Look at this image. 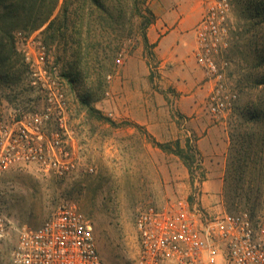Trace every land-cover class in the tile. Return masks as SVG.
Masks as SVG:
<instances>
[{"label":"rangeland","instance_id":"rangeland-1","mask_svg":"<svg viewBox=\"0 0 264 264\" xmlns=\"http://www.w3.org/2000/svg\"><path fill=\"white\" fill-rule=\"evenodd\" d=\"M205 1L147 0L154 44H145L140 21L88 19L82 0L74 1L64 38L48 41L45 26L17 35L16 54L0 70V115L17 110L32 118L45 108L46 82L60 83L76 166L65 177L35 164L5 170L0 205L11 229L0 240V264H8L16 242L12 227H38L69 204L90 223L110 264H134L138 213L176 199L264 225V0H230L228 46L213 54L221 78L198 63L194 31ZM230 95L236 98L226 111H213L217 98L229 102ZM256 114L261 121H252ZM235 121L248 138L240 146L232 141ZM249 127L258 133L253 164L237 152L249 151ZM177 140L187 155V142L198 150L190 169L154 144L174 150Z\"/></svg>","mask_w":264,"mask_h":264},{"label":"built area","instance_id":"built-area-1","mask_svg":"<svg viewBox=\"0 0 264 264\" xmlns=\"http://www.w3.org/2000/svg\"><path fill=\"white\" fill-rule=\"evenodd\" d=\"M205 5L194 31L198 63L221 78L213 54L228 46L226 21L231 1L206 0ZM42 92L45 108L32 118L17 110L0 115V180L17 163L38 165L58 177L75 169L63 87L50 79ZM226 97L216 99L213 111H226L236 98L230 95L228 102ZM53 119L55 129L50 127ZM12 228L16 242L8 264H110L98 251L90 223L74 205L60 206L38 227ZM10 229L0 205V240ZM135 229L138 251L134 264H264V225L254 223L247 214H214L186 198L176 199L141 210Z\"/></svg>","mask_w":264,"mask_h":264},{"label":"trees","instance_id":"trees-1","mask_svg":"<svg viewBox=\"0 0 264 264\" xmlns=\"http://www.w3.org/2000/svg\"><path fill=\"white\" fill-rule=\"evenodd\" d=\"M75 0H62L60 12L54 16L55 10L59 5L60 0H0V70L7 66L6 63L11 56L17 51V35L22 34L24 37L30 36L35 31L45 26L42 35L48 41L54 42L56 37H65L67 25L70 22V16L75 15L72 7ZM83 5L86 6L88 19L104 20H119L130 21L134 26V21H140L142 36L145 44H148L146 30L154 24L155 15L151 8L147 6V0H82ZM84 9V7H83ZM94 17V18H93ZM115 18V19H114ZM132 26V27H133ZM133 29V28H132ZM132 31V30H131ZM115 52L122 48L121 44H117ZM24 63V61H23ZM25 66V64H24ZM95 110L88 108V112L92 114ZM100 119H104L103 117ZM262 120L260 114H256L252 121L259 122ZM109 124L115 125L114 122L107 120ZM233 126L234 134L232 135L236 143L240 146L243 139H248L246 134L243 135L241 129L243 125L238 121ZM249 151L244 154L242 149L238 150L240 158H245L246 161L257 157L258 151L253 145V141L258 135L254 127H249ZM154 144L164 152H172L186 163L188 169L191 168V158H193L198 150L195 146L186 143L191 155H187L184 149L181 148V142H175L174 150H170L168 143L163 144L154 142Z\"/></svg>","mask_w":264,"mask_h":264},{"label":"crops","instance_id":"crops-1","mask_svg":"<svg viewBox=\"0 0 264 264\" xmlns=\"http://www.w3.org/2000/svg\"><path fill=\"white\" fill-rule=\"evenodd\" d=\"M175 30L177 31L178 29L176 28ZM147 38H148V42L152 44L156 43L158 40V37L155 38V36L151 33H148ZM166 42H167V36L162 37L159 46L163 47Z\"/></svg>","mask_w":264,"mask_h":264}]
</instances>
